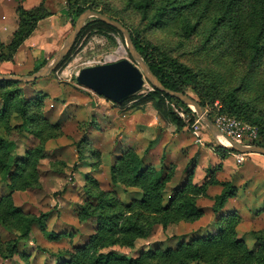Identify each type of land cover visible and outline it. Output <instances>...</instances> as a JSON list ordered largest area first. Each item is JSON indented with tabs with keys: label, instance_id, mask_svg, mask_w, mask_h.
I'll return each instance as SVG.
<instances>
[{
	"label": "rangeland",
	"instance_id": "374dc122",
	"mask_svg": "<svg viewBox=\"0 0 264 264\" xmlns=\"http://www.w3.org/2000/svg\"><path fill=\"white\" fill-rule=\"evenodd\" d=\"M65 1L67 28L57 48L49 54V62L74 30L78 18L72 23L68 13L79 6L94 9L120 21L138 43L168 67L178 62L191 69L192 80L185 83L184 92L204 104V112L216 126L218 135L241 147L264 145V0ZM96 19L92 17L85 23L69 54L46 78L33 83H15L9 88L19 87L23 97L37 102L42 98L41 112H46L48 121L58 127V135L45 143L48 154L39 163L38 184L16 197L28 212L48 214L45 232L59 238H48L42 229L34 228L31 238L19 242V250L26 258L20 254L14 264H56L58 259L69 258L68 251L86 242L98 225L79 221L77 213L83 208L109 217L122 213L107 207L103 200L115 197L128 204L139 191L113 185L109 168L116 156L128 149L146 158L152 152L150 142L157 141L168 130L171 114L185 121L181 128L187 133L203 132L211 136L215 147L224 146L214 140L208 123L196 108L175 98L154 95L155 89L147 80L144 88L123 104L80 85L77 75L85 67L122 59L139 64L131 57L125 36L117 28ZM155 103H164L161 112ZM150 107L158 112L159 120L147 128L142 121L144 117L147 121L152 118L146 115ZM20 123L18 116L11 120L18 132L21 131L16 127ZM12 139L17 143L16 153L21 155L28 148L42 145L30 132H14ZM224 144L229 145L226 141ZM166 153H170L168 144L155 152L156 165L164 161ZM166 163L169 164L167 159ZM180 167L184 169H168L172 178L175 177L167 183L166 201L186 175L184 163ZM158 171L164 173L165 169ZM86 172L100 181L98 190L112 191V195L101 198L96 187L85 181ZM198 205L208 211L198 223L182 221L168 226L154 222L153 214L139 208L124 211V220H129L136 232L144 233L134 238L130 233L115 231L103 251L116 250L133 258L144 257L143 264H237L236 254L221 257L213 254L216 250H208L205 257L193 254L189 260L150 256L151 251L176 247L182 241L191 240L197 230L209 228L216 219L209 211L210 200L201 198ZM248 210L243 223L237 226V236L244 238L247 247L254 250L259 244L257 236L256 240L252 238V231L262 223L253 222L256 213ZM126 221L118 223L124 225ZM6 233L4 240L15 239L13 234ZM241 264H264V253L253 261L242 258Z\"/></svg>",
	"mask_w": 264,
	"mask_h": 264
},
{
	"label": "trees",
	"instance_id": "16d2710c",
	"mask_svg": "<svg viewBox=\"0 0 264 264\" xmlns=\"http://www.w3.org/2000/svg\"><path fill=\"white\" fill-rule=\"evenodd\" d=\"M85 10L86 8L79 6L72 13L67 11L72 23ZM17 13L19 16V27L14 33V38L8 45L0 43V49H2L0 58L2 60H12L24 41L33 33L38 22L50 15L43 4L35 9H26L20 3ZM158 17V15L154 17V21ZM96 20L106 24L100 19ZM132 39L137 50L160 81L169 89L184 92L185 83L192 80L191 69L184 67L178 62L168 67V65L156 59L149 49L138 43L133 35ZM7 51L9 53L6 55ZM46 64V61L41 63L35 68L34 72ZM2 83L0 86V97L4 105L0 111V177L2 181L9 184L11 192L0 197V225L9 230L15 236V239L6 241L0 236V255L4 259L16 263L18 255L21 254L26 258V254L21 253L19 250V241L29 239L36 224H39L45 232L48 214L35 215L24 211L20 206L16 205L13 199V192L24 191L38 184L37 182L40 180L39 163L48 154L45 149V143L58 135L56 132L58 127L50 123L41 112L43 109L41 98L43 96L41 94L39 96L41 99L37 102L23 97L22 90L19 87L9 89L13 84L19 82L4 81ZM153 93L156 96L171 98L158 89H155ZM152 100L154 99L152 98ZM200 104L204 105L203 103ZM154 105L158 112H161L164 107V103H155ZM14 116H18L21 120L20 125L16 127L21 132L15 131L11 125V120ZM170 122L180 128L185 126V121L175 114L170 115ZM13 131L20 134L30 132L40 140L42 145L27 149L23 156L19 155L16 153L17 143L12 139ZM260 146L264 145L261 144ZM168 171L167 169L164 173H161L152 165L145 166L139 154L131 151V149L120 155L111 168L112 184L139 188L142 191V198L133 200L128 204L115 197L107 201L103 200L107 207L123 211L110 217L89 212L87 211L89 209L86 208L81 209L78 212L80 221H86L90 218L96 219L98 225L95 232L85 243L74 245L73 250L68 251L69 258L58 259L56 264H143L145 262L144 257L133 258L116 250L103 251L110 235L115 231H117L115 233L128 235L130 233L134 238L144 233L143 231L136 232V227L129 224V220H124V211L128 213L139 208L149 214H153L155 216L154 222L168 226L182 221L195 222L203 217L204 211L198 206L197 200L205 195L209 184L219 183L224 187L222 194L216 198L213 207L215 212H219L228 198L235 195L236 189L234 186L226 182H218L213 176L208 174L207 180L200 186L194 185L189 179L184 186L174 189L171 198L166 201L164 192L167 183L172 179V173ZM86 181L95 186L97 190L99 189L100 184L94 176L89 174ZM98 191V195L101 198L109 197L113 193L102 189ZM111 200L113 203L109 202ZM120 221H126V223L120 225L118 223ZM239 223L240 217L236 214L222 216L218 220L219 229L216 233H209L189 241H182L176 247L169 246L167 249L151 251L150 256L161 257L166 260L170 259L171 261L178 258L189 260L193 254L198 257H205L208 250H216L213 254H221V257L236 254L239 258L237 264H241L242 258L248 261L256 260L259 254L262 255L264 253V239L258 235L259 246L254 250L249 249L245 241L237 236ZM45 234L47 235L46 232ZM70 234L68 233V235ZM47 236L48 238H59L58 235H53L52 233Z\"/></svg>",
	"mask_w": 264,
	"mask_h": 264
},
{
	"label": "crops",
	"instance_id": "0c3cea01",
	"mask_svg": "<svg viewBox=\"0 0 264 264\" xmlns=\"http://www.w3.org/2000/svg\"><path fill=\"white\" fill-rule=\"evenodd\" d=\"M65 2V0H0V43L4 45H8L11 43L12 39L14 38V33L19 27V16L17 13V8L20 3H22L26 9H35L43 4L45 9L50 13L49 16L38 22L33 33L29 36L28 39L24 41L22 46L15 53L12 60H2L0 58V73L24 75L31 70H35L37 66L45 61L49 63V54L53 50H55V48H57V43H59V39L63 36L65 28H67ZM1 53L2 49H0V55ZM41 54L43 55V57H41ZM39 58L42 59L38 61ZM2 82L4 81L0 80V86L3 84ZM3 105L4 102L0 97V111L3 109ZM151 110H153V112ZM43 114L48 119L47 113L45 112ZM146 115L152 117L149 121H147V119H145L144 117L145 121H142L146 125H148L147 128H150L156 120H159L158 112L154 109V107H150L149 114ZM212 137L215 141L217 140L214 135H212ZM23 138L25 139L27 137ZM20 140L24 141L23 139ZM150 144L152 147L150 151L152 152H150V154H148L146 158H144L143 155H139L142 158L143 164L145 166L152 165L156 167L157 170L165 169V171L167 169H184L180 167V163H184V165L186 166V175L175 185L172 193L174 189L184 186L189 181V179H191V182L194 185H202L207 180L206 177L208 174L213 176L218 182L229 183L236 189L235 195L228 198L227 202L224 204V207L219 212H215L213 207L216 198L222 194L224 187L219 183H213L207 186L205 195L198 198L197 204L201 198L209 199L211 208H206H209L213 219L214 216L216 217V219H214V222L210 224L209 228H203L201 230H197L195 233L193 232L194 234H192V239L199 236L208 235L209 233H216L219 229L218 220L222 216L236 214L240 217V223L238 224V226H240L243 223V219L245 218V214L247 213L248 209L253 210L256 213L255 219L253 218V222L262 223V226H260L259 228L255 227L253 229L252 238L255 239V237L261 233H263L262 236L264 237V154H242L238 151L226 147L224 144V146L215 147L216 145H213V140L210 135L204 134L200 131L195 132V134L187 133V131H185L183 128H180L176 124L171 122L169 124L168 130H166V133L163 136L159 137L157 141H151ZM167 144L170 153H166L163 157L164 161H161L159 162V165H156L154 162V158H157L158 155L155 156V152L159 151L161 146L166 147ZM26 150L24 151V154L26 153ZM24 154H22V156ZM120 155H122V153H120ZM120 155L116 156L115 163ZM166 159L169 164L166 163ZM115 163H113L109 168L110 173L111 168ZM82 164L86 165L85 162H83ZM89 174L92 175V173L87 172L84 175L85 181ZM174 177L172 178V180L174 179ZM95 178L97 179V177ZM98 182L100 184L99 180ZM133 188L138 189L139 191V195L133 200H140L142 198L141 189L136 187ZM27 190L13 192V199L16 205L20 206L17 202V194L20 192H25ZM10 192L11 190L9 188V184L0 179V197ZM172 193L169 198H171ZM133 200H131L130 203ZM20 207L24 211L28 212L22 206ZM200 208L204 211L203 217H205L208 211L204 209V207ZM80 222L96 223V219L90 218L86 221ZM195 222L198 223L197 221ZM36 227L42 229L39 224H36L33 227V230ZM6 232L11 233L9 230L0 225V236L3 239L7 236L6 234H8ZM238 238L244 240V238L242 237ZM5 262L14 264L12 261L4 259L0 255V264H3Z\"/></svg>",
	"mask_w": 264,
	"mask_h": 264
},
{
	"label": "water",
	"instance_id": "95a60500",
	"mask_svg": "<svg viewBox=\"0 0 264 264\" xmlns=\"http://www.w3.org/2000/svg\"><path fill=\"white\" fill-rule=\"evenodd\" d=\"M92 17H96L97 19H100L101 21L117 28L126 38L128 51L131 57L139 64L136 65L130 59H122L115 62L85 67L77 75V81L80 85L99 96L113 101L114 103L123 104L132 96L139 93L144 88L147 80L154 87V89H158L159 91L169 95L171 98H175L196 108L199 114L204 116L214 137L219 143H221L216 126L206 115L200 102L185 92L167 88L154 74L148 63L137 50L130 30L120 21L94 9H86L78 17L73 32L67 42L58 51L52 62L47 63L44 67L30 75H11L0 73V80L19 83H33L38 79L47 77L51 72L57 69L59 64L69 54L85 23ZM159 132L160 131H158V133ZM230 143L231 146H225L242 154H264V146L255 145L241 147L238 143L232 140H230Z\"/></svg>",
	"mask_w": 264,
	"mask_h": 264
},
{
	"label": "bare ground",
	"instance_id": "6f19581e",
	"mask_svg": "<svg viewBox=\"0 0 264 264\" xmlns=\"http://www.w3.org/2000/svg\"><path fill=\"white\" fill-rule=\"evenodd\" d=\"M219 140L221 141L222 144H224V141H226L227 143H229V145H226V146H230L231 145L230 140H228L227 138H224L223 136H220L219 135Z\"/></svg>",
	"mask_w": 264,
	"mask_h": 264
}]
</instances>
